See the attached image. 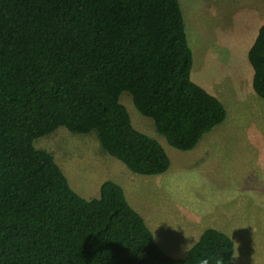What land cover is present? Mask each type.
Masks as SVG:
<instances>
[{
    "label": "trees",
    "instance_id": "1",
    "mask_svg": "<svg viewBox=\"0 0 264 264\" xmlns=\"http://www.w3.org/2000/svg\"><path fill=\"white\" fill-rule=\"evenodd\" d=\"M248 59L264 99V24ZM193 65L178 0H0V264H233L235 243L216 229L170 257L120 185L84 199L34 146L61 127L94 132L133 173H167L166 150L120 98L130 93L170 146L192 151L227 118Z\"/></svg>",
    "mask_w": 264,
    "mask_h": 264
},
{
    "label": "rangeland",
    "instance_id": "2",
    "mask_svg": "<svg viewBox=\"0 0 264 264\" xmlns=\"http://www.w3.org/2000/svg\"><path fill=\"white\" fill-rule=\"evenodd\" d=\"M178 1L193 52L192 80L197 84L202 83L205 74L206 78L210 77L214 57L231 59L237 54L231 40L242 33L244 26L253 22L256 30L264 23V0ZM221 43L226 47L214 52L215 45ZM229 66L231 64L226 65ZM251 92L253 100L250 104L258 101L262 104L260 110L251 116H238L235 111H228L224 123L212 133L222 131L215 136L221 135L220 140L212 141L208 150L199 146L188 152L170 146L156 131L154 121L142 115L131 94L124 92L120 101L128 109L133 126L162 144L173 162L171 171L165 175L144 176L131 172L124 163L101 148L94 132L74 134L61 127L36 139L34 146L54 156L72 189L84 199L97 197L93 196V187L99 191V185L110 179L107 175L114 168L129 170L139 184L128 191L131 203L147 221L160 243L158 246L166 254L161 241L169 243L172 235L177 242L180 233L192 224V220L202 218L205 210L208 218L202 224L204 227L220 225L232 235L236 230L228 225L233 227L239 216L244 222H255L256 227L244 230L243 234L237 235L239 239L235 238L233 264H264V99L255 98L253 90ZM181 159L188 161L181 162ZM210 161L217 166V172L228 176H208L204 170ZM175 255L183 257L185 254Z\"/></svg>",
    "mask_w": 264,
    "mask_h": 264
},
{
    "label": "crops",
    "instance_id": "3",
    "mask_svg": "<svg viewBox=\"0 0 264 264\" xmlns=\"http://www.w3.org/2000/svg\"><path fill=\"white\" fill-rule=\"evenodd\" d=\"M261 26H259L258 29L256 30H255V24L253 22L252 23L250 22L249 25L244 26V30L242 31V33L235 40L234 39L231 40L233 41L232 46L237 48L238 50L237 54H235L231 59L220 57V56L214 57V66L211 64L212 70H211L210 77L206 78L205 77L206 74H205L202 77V83H200L201 85L198 83L199 86H201L211 95L215 96L224 105L227 111V115L229 114L230 110H232V111H235L234 113L237 114L238 116H244L247 114L251 116L254 112L260 110L259 108L262 106V104L256 100L253 105L250 104V102H252L253 100L251 90H253V93H255L254 87H253L254 71H253V68L250 67V64H248L247 62L249 61L248 59L249 51L256 41V38L258 36V32ZM215 46L217 48L214 50V52H218L220 49H224L226 47L223 43H221L220 45L216 44ZM227 64H231V66L226 67ZM233 75L235 76V78L233 77ZM254 95H255L254 96L255 98L258 97L256 93ZM214 129L204 136L203 138L204 140L202 139L201 142L198 144V146L194 150L199 149L200 147H203V150H208L209 144L212 145V141L220 140L221 135L218 137H215V136L222 134V131H218L212 134ZM262 142L264 143V139L262 140ZM180 161L186 162L188 161V159H181ZM206 165L207 166L205 167L204 171L211 178H221L223 176H228L227 174L217 172L218 168L214 162L210 161L206 163ZM172 167H173V162L171 160V168L169 171H171ZM169 171L167 173H169ZM131 172L129 170H124V169L119 170L118 168H114L113 172H110V173L108 172L109 175L107 176L110 177V179L106 181H113L117 183L118 185H120L124 189L128 202L133 207L130 197L128 195V191L131 188V186L133 185L139 186V184L133 178ZM106 181H102V183L99 185L98 187L99 191L95 189V187H93V196H97V197L87 199V200L99 198L101 187L103 183H105ZM86 196H91V195H86ZM205 218H208V215H207V212H205L204 210L203 217L200 219L197 218V219L192 220V224H190L184 231L180 233V236L178 237L179 240L177 242L175 238H173L172 235H170L171 238H170L169 243L165 244L163 241H161L163 245V246L161 245L162 248L172 258L176 257L175 254H180L181 252H183V254L186 255V253L196 243H198V241L200 240L205 230L216 229L230 236L233 239L235 243V252H236L235 238L237 237V235H239V233L243 234L244 230L252 229L253 226L256 227L255 222H244L243 217L239 216L236 222L233 224V227L228 225L229 226L228 228H233L234 230H236V233L234 231V235H232L230 232L226 231L223 226H220V225L214 226L212 222L211 223L213 225H210L212 227L210 226L204 227L203 225L205 222ZM218 218H216V220H218ZM145 222L147 224V221ZM200 227H203V228L200 229ZM237 239L239 238L237 237ZM156 242H157V238H156ZM157 244L158 245L160 244L159 241ZM186 246H190V247L186 249ZM185 255L183 257H185ZM183 257H176L174 259H181Z\"/></svg>",
    "mask_w": 264,
    "mask_h": 264
}]
</instances>
